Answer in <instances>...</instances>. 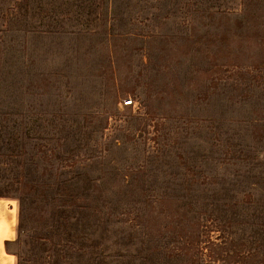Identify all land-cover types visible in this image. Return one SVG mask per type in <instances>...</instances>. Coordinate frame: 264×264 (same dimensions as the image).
Here are the masks:
<instances>
[{"label":"rangeland","instance_id":"374dc122","mask_svg":"<svg viewBox=\"0 0 264 264\" xmlns=\"http://www.w3.org/2000/svg\"><path fill=\"white\" fill-rule=\"evenodd\" d=\"M0 194L20 264H264V0H0Z\"/></svg>","mask_w":264,"mask_h":264},{"label":"crops","instance_id":"0c3cea01","mask_svg":"<svg viewBox=\"0 0 264 264\" xmlns=\"http://www.w3.org/2000/svg\"><path fill=\"white\" fill-rule=\"evenodd\" d=\"M18 212L15 200L0 196V264H17L16 255L7 247L17 236Z\"/></svg>","mask_w":264,"mask_h":264},{"label":"trees","instance_id":"16d2710c","mask_svg":"<svg viewBox=\"0 0 264 264\" xmlns=\"http://www.w3.org/2000/svg\"><path fill=\"white\" fill-rule=\"evenodd\" d=\"M0 196H3V195H1L0 194ZM5 197V196H4ZM21 213H22V207H21V209H20V207H19V212H18V224H17V232H18V227H19V225H20V221H21ZM93 214V213H92ZM112 214V213H111ZM8 249V248H7ZM13 254H15L14 252H13ZM16 255V254H15ZM17 264H20V262L18 261V259H17Z\"/></svg>","mask_w":264,"mask_h":264},{"label":"built area","instance_id":"2783aa9c","mask_svg":"<svg viewBox=\"0 0 264 264\" xmlns=\"http://www.w3.org/2000/svg\"><path fill=\"white\" fill-rule=\"evenodd\" d=\"M130 102H131V100H129V101H125V104H130Z\"/></svg>","mask_w":264,"mask_h":264}]
</instances>
